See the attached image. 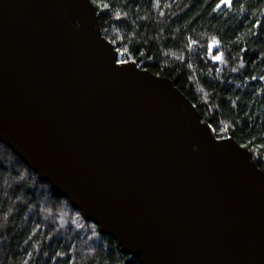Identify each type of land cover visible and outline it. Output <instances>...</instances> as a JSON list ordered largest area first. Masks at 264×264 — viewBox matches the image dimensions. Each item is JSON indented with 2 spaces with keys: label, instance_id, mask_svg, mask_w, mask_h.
Wrapping results in <instances>:
<instances>
[{
  "label": "water",
  "instance_id": "1",
  "mask_svg": "<svg viewBox=\"0 0 264 264\" xmlns=\"http://www.w3.org/2000/svg\"><path fill=\"white\" fill-rule=\"evenodd\" d=\"M93 0H0V140L141 264H264V170L175 82L119 63Z\"/></svg>",
  "mask_w": 264,
  "mask_h": 264
},
{
  "label": "trees",
  "instance_id": "2",
  "mask_svg": "<svg viewBox=\"0 0 264 264\" xmlns=\"http://www.w3.org/2000/svg\"><path fill=\"white\" fill-rule=\"evenodd\" d=\"M217 3L94 2L120 61L171 78L218 137L246 146L264 170V0ZM128 258L0 140V264H141Z\"/></svg>",
  "mask_w": 264,
  "mask_h": 264
},
{
  "label": "snow or ice",
  "instance_id": "3",
  "mask_svg": "<svg viewBox=\"0 0 264 264\" xmlns=\"http://www.w3.org/2000/svg\"><path fill=\"white\" fill-rule=\"evenodd\" d=\"M94 2H102V0H94ZM233 0H218V3L216 4V8H219L221 7V5H227V6H230L232 4ZM104 7L107 8L108 5L107 4H104ZM216 59H220V56H216L215 57ZM119 63H124V61H118ZM19 199V197H18Z\"/></svg>",
  "mask_w": 264,
  "mask_h": 264
}]
</instances>
